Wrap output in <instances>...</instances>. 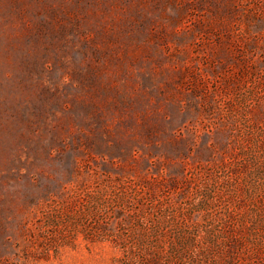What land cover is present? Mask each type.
Wrapping results in <instances>:
<instances>
[{"label":"rangeland","instance_id":"obj_1","mask_svg":"<svg viewBox=\"0 0 264 264\" xmlns=\"http://www.w3.org/2000/svg\"><path fill=\"white\" fill-rule=\"evenodd\" d=\"M0 264H264V0H0Z\"/></svg>","mask_w":264,"mask_h":264}]
</instances>
